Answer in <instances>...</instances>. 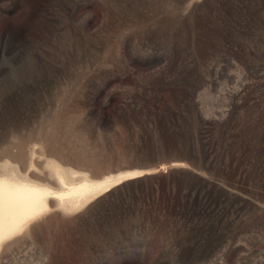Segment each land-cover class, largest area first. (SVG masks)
<instances>
[{
  "label": "rangeland",
  "instance_id": "rangeland-1",
  "mask_svg": "<svg viewBox=\"0 0 264 264\" xmlns=\"http://www.w3.org/2000/svg\"><path fill=\"white\" fill-rule=\"evenodd\" d=\"M54 165L136 177L0 264H264V0H0V174Z\"/></svg>",
  "mask_w": 264,
  "mask_h": 264
},
{
  "label": "bare ground",
  "instance_id": "bare-ground-1",
  "mask_svg": "<svg viewBox=\"0 0 264 264\" xmlns=\"http://www.w3.org/2000/svg\"><path fill=\"white\" fill-rule=\"evenodd\" d=\"M60 167L54 165L55 174L61 182L59 183L63 185L58 191L34 181L23 173L21 175L19 170L0 174V245L4 241L6 242L7 238H12L13 235L24 230L31 220L38 218L43 212L49 211L48 209L52 206L49 203L51 198L57 201L59 208L63 207L71 211L80 204L89 202L87 200L97 194L126 179L136 177L134 174H119L105 177L100 181L67 182L68 180L65 181L64 172L60 170Z\"/></svg>",
  "mask_w": 264,
  "mask_h": 264
}]
</instances>
